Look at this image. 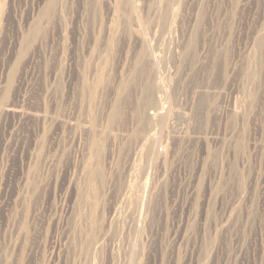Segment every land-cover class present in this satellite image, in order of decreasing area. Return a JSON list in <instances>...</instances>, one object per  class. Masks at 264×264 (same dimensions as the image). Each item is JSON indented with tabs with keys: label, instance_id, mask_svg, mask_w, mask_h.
<instances>
[{
	"label": "rangeland",
	"instance_id": "374dc122",
	"mask_svg": "<svg viewBox=\"0 0 264 264\" xmlns=\"http://www.w3.org/2000/svg\"><path fill=\"white\" fill-rule=\"evenodd\" d=\"M0 264H264V0H0Z\"/></svg>",
	"mask_w": 264,
	"mask_h": 264
}]
</instances>
